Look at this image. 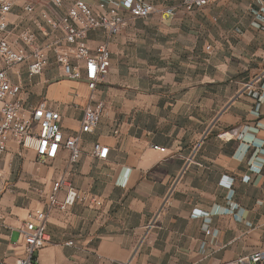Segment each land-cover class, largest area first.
<instances>
[{
	"label": "crops",
	"instance_id": "crops-1",
	"mask_svg": "<svg viewBox=\"0 0 264 264\" xmlns=\"http://www.w3.org/2000/svg\"><path fill=\"white\" fill-rule=\"evenodd\" d=\"M149 1L164 12H126L110 44V70L94 97L103 113L81 134L78 162L61 150L39 163L32 149L9 142L0 162V259L22 252L20 229L59 178L84 199L48 212L41 264H220L264 248V32L255 27L264 24V0L196 11L180 9L181 0ZM69 4L13 0L8 18L45 42L50 27L39 11L60 19ZM88 40L95 47L105 37L90 32ZM17 70L28 104L46 99L65 135L79 133L91 102L85 79L66 77L52 53L39 75ZM95 142L109 147L107 159L93 155Z\"/></svg>",
	"mask_w": 264,
	"mask_h": 264
},
{
	"label": "built area",
	"instance_id": "built-area-1",
	"mask_svg": "<svg viewBox=\"0 0 264 264\" xmlns=\"http://www.w3.org/2000/svg\"><path fill=\"white\" fill-rule=\"evenodd\" d=\"M114 1L101 0L98 7L93 8L85 0H51L56 7H62L66 2L70 4L60 19L45 10L39 11L50 27L48 39L39 42L32 29L19 28L9 21L13 0H0V162L12 140L22 150L32 149L39 163L57 158L61 150L70 152L72 163L78 162L82 154L81 134L93 132L103 113V104L94 103L95 90L109 73L112 57L110 44L121 32L126 12L135 18L145 19L164 12V7L149 0H121V7H109ZM219 1L182 0L181 6L188 11H196ZM24 9L28 14H33L38 7L28 3ZM165 11L174 13L176 10L172 8ZM58 30L64 33L63 37L57 35ZM90 32H102L105 40L92 47L88 42ZM51 53L66 77L84 78L91 90V102L84 109L80 132L75 135H65L62 115L56 107L46 99L39 100L36 105H29L24 97L23 85L13 81L20 65L27 67L31 78L43 73L50 63ZM92 153L105 160L109 155V147L95 142ZM62 190H66V195L59 199ZM83 199V194L64 178L54 181L47 205L29 212L20 229L22 252L12 262L0 259V264H41L39 251L48 241V212L54 208L65 211ZM95 202L101 204L97 199ZM206 232L209 234L211 230ZM220 264H264V248Z\"/></svg>",
	"mask_w": 264,
	"mask_h": 264
},
{
	"label": "rangeland",
	"instance_id": "rangeland-1",
	"mask_svg": "<svg viewBox=\"0 0 264 264\" xmlns=\"http://www.w3.org/2000/svg\"><path fill=\"white\" fill-rule=\"evenodd\" d=\"M181 4H182V0H181V2H180V6H179L180 9L183 8V7L181 6ZM179 7H178V9H179ZM183 9H184V8H183ZM185 10H186V9H185ZM187 11H188V10H187ZM263 22H264V21H263ZM256 24H257V25H256L255 27H256L259 31L264 32V24H262L261 21H259V23L256 22ZM195 31L198 32L199 30L195 27ZM236 32H242V31H241V29H236ZM39 199L42 200L43 198H42V197H39Z\"/></svg>",
	"mask_w": 264,
	"mask_h": 264
}]
</instances>
